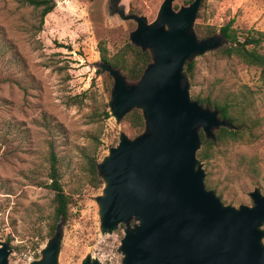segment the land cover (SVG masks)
Masks as SVG:
<instances>
[{
	"label": "rangeland",
	"instance_id": "rangeland-1",
	"mask_svg": "<svg viewBox=\"0 0 264 264\" xmlns=\"http://www.w3.org/2000/svg\"><path fill=\"white\" fill-rule=\"evenodd\" d=\"M113 1L57 0L38 32V10L26 0H0V242L13 249L9 264L41 259L54 236V193L39 185L48 182L51 146L59 158L61 183L73 198L63 223L59 264H81L87 256L102 264L123 263L125 227L102 233L97 198L104 186L93 184L86 162L98 141L101 162L122 132L135 138L144 130L105 117L114 81L98 66L100 49L105 46L113 57L137 28L134 21L111 16ZM163 2L120 0L119 5L151 23ZM190 2L175 0L174 7ZM201 13L194 26L199 39L207 38L203 32L209 28L212 36L220 35L231 19L239 30L264 31V0H206ZM211 53L198 56L194 77L187 76L192 99L248 96L250 112L260 121V138L252 145L216 146L213 157L202 162L205 182L225 205L252 206L250 194L256 189L264 194V73ZM241 155L258 158L259 176L242 174Z\"/></svg>",
	"mask_w": 264,
	"mask_h": 264
},
{
	"label": "water",
	"instance_id": "water-1",
	"mask_svg": "<svg viewBox=\"0 0 264 264\" xmlns=\"http://www.w3.org/2000/svg\"><path fill=\"white\" fill-rule=\"evenodd\" d=\"M164 0L157 18L127 14L114 0L110 14L134 21L130 42L149 51L152 62L141 79L129 83L120 70L100 61L114 81L110 115L119 125L134 110L144 118L135 138L124 132L98 164L103 193L97 198L101 231L125 226L122 264H264V194H250L253 205H225L206 187L198 161L200 132L215 140L221 127L232 128L217 109L192 99L184 74L188 62L225 44L220 35L199 39L194 30L202 0L174 7ZM63 222L31 264H59ZM13 252L0 242V264ZM81 264H102L87 256Z\"/></svg>",
	"mask_w": 264,
	"mask_h": 264
},
{
	"label": "trees",
	"instance_id": "trees-1",
	"mask_svg": "<svg viewBox=\"0 0 264 264\" xmlns=\"http://www.w3.org/2000/svg\"><path fill=\"white\" fill-rule=\"evenodd\" d=\"M193 1L194 0H191L189 5ZM26 4L40 12L38 28V32H40L43 28L46 17L55 10L57 0H26ZM205 4L206 0H202L198 12V18H201V11ZM177 8L178 7L175 6V9ZM130 14L136 16L141 15L138 11H130ZM203 34L209 38L212 37L214 32L213 29L209 28L204 31ZM220 36L224 38L225 44L211 53L212 56L222 60L236 59L241 64L247 67L256 68L264 73V31L255 28L239 30L235 27V20L231 19L226 25L221 27ZM100 58L101 61L109 63L114 69L120 70L129 83L138 82L145 69L152 62V55L149 51L144 52L141 48L133 45L131 42H127L113 57H110L107 48L102 46L100 49ZM195 70L196 61L194 59L186 64L184 74L185 76L192 78L195 75ZM196 100L203 106L217 109L220 118L227 120L232 126V128L221 127L218 129L215 132V140L207 139L204 132H200L201 149L197 154L200 163L208 161L213 157V152L216 146H228L230 144L252 145L259 140L260 135L257 128L260 125V121L254 118L250 112L252 102L249 100L248 96L242 94H227L222 99L212 100L210 98H196ZM105 117L107 119L111 117L108 111L105 112ZM125 120L130 123L135 130L142 131L145 126L143 114L139 110L132 111L125 117ZM99 144L98 141L94 149L86 155L88 172L93 184L96 183V187H101L103 184L97 167L100 161L97 155ZM49 163L50 169L48 173V182L39 183V185L54 193V216L53 223L50 227V234L54 235L57 226L61 222L64 223V221L69 219L73 198L65 191L61 183L60 162L53 146L50 147ZM238 166L242 174L246 177H257L260 175L259 161L255 156L248 157L246 155H241L239 157ZM206 187L209 190L212 189L207 181ZM124 227L125 226L122 225L120 228L124 229Z\"/></svg>",
	"mask_w": 264,
	"mask_h": 264
}]
</instances>
